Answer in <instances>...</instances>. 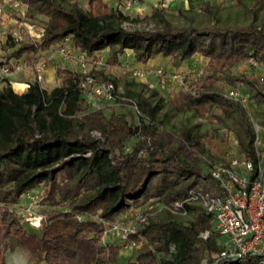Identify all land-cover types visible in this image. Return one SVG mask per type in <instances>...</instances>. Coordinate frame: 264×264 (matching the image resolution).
Returning a JSON list of instances; mask_svg holds the SVG:
<instances>
[{
    "label": "trees",
    "instance_id": "1",
    "mask_svg": "<svg viewBox=\"0 0 264 264\" xmlns=\"http://www.w3.org/2000/svg\"><path fill=\"white\" fill-rule=\"evenodd\" d=\"M27 12L46 17L38 41L16 42L7 32L4 42L12 49L7 59L29 63L65 38L70 48L87 57L105 52L104 64L120 66L130 51L145 64L156 56L183 61L194 55L205 59L203 77L188 89L174 88L168 103L178 111L203 118L231 120L238 153L256 166L254 132L244 107L214 89L216 81L241 82L249 98L264 104L256 82H264V30L245 26H171L126 30L127 19L103 0H87L80 7L71 0H24ZM209 11L208 6H204ZM255 60L262 75L228 73L231 67ZM59 83L44 88L27 80L16 93L6 78L0 80V264L6 251H19L28 264H260L262 254L219 256L220 236L212 230V215L201 208L188 224L165 217L149 220L127 232L125 240L139 244L131 258L119 262L122 244L102 242L107 226L150 198L165 203L183 199L189 189L220 194L202 158H217L211 136L182 126L177 133L162 128L152 106L139 104L141 115H106L90 107L78 85V72L54 64ZM99 80H108L95 71ZM194 90V94L191 91ZM136 116V120L133 117ZM128 117V118H126ZM97 129L102 140L89 131ZM131 142L130 146H127ZM128 147L125 148V147ZM206 167V169H205ZM61 173L62 181L56 175ZM46 186L41 202L49 207L30 232L12 206L38 185ZM186 211L195 208L184 205ZM93 217L95 219H93ZM208 230L202 239L198 234ZM160 255V256H159Z\"/></svg>",
    "mask_w": 264,
    "mask_h": 264
},
{
    "label": "rangeland",
    "instance_id": "2",
    "mask_svg": "<svg viewBox=\"0 0 264 264\" xmlns=\"http://www.w3.org/2000/svg\"><path fill=\"white\" fill-rule=\"evenodd\" d=\"M71 1H75L80 7H85L87 0ZM103 1L106 2L108 6L119 10L127 17V19L121 22V26L126 30L160 29L164 22L177 27L187 25L196 27H209L212 25L245 26L247 24H254L264 30V0H136L134 4L129 3L130 0ZM205 5L208 6L209 11L204 8ZM13 18L15 19L16 16ZM45 20L46 17L44 15L33 13L29 10L25 16V21L29 26L28 30L31 32L42 30ZM21 31L25 35L26 40L29 41L31 38L26 37L25 29ZM11 50L9 44L4 42L3 36L0 40V62L7 59ZM101 54L105 58V52H101ZM44 55H47V53L43 52L40 56ZM122 61H124V63L120 66L102 64L95 69H90V72L95 73V71H102L104 76L108 80L114 82L119 88V95L135 101L137 107L139 104H143V102L147 103L149 106L159 102L160 106L155 112V117L162 128L177 133L179 129L184 126L191 130V132L208 134L211 136V142L217 158L211 159L205 154H202V158L205 159L207 163L225 160L226 152L235 147L233 132L237 128V125H234L229 119L221 122L214 119L209 114L200 118L191 111H178L174 109L168 103V98L170 92L179 86L175 81L159 84L155 80L154 72L158 69L165 74H178L180 78L199 80L203 77L204 58L200 57V55H194L183 61L176 62L167 57L164 58L158 55L152 58V60L149 59L150 65H148V67H143L141 65L136 66L131 52L127 51L122 57ZM68 62L71 64L70 68L72 70H78L75 62L72 60ZM60 66L65 67L67 65L61 61ZM191 68L194 69V73L190 72ZM134 71L142 72L143 77H136L133 74ZM48 72L49 75L52 74L51 69H49ZM228 73L234 76L239 74H252L255 77H260L262 75L259 65L257 67H251L248 65V62L231 67ZM58 83L59 80L57 79L55 85ZM51 86H53V84H47V89L52 88ZM254 87L264 93V82L258 81L255 83ZM14 88H16V86ZM230 88H235L238 92L247 94L248 99L243 105L245 114L250 122L251 128L258 134L260 140L259 144L256 145V149L264 152V104L257 103L249 98L248 87L241 82L234 81L233 83H227V81L221 78L214 84V89L223 94H226V91ZM192 91L194 92V90ZM94 106L102 107L106 115L110 113L114 115H128L127 112H132L131 107L125 103L105 104L95 101ZM139 111L141 114L142 112L140 109ZM133 119L136 120V116H134ZM130 144L131 142L126 145L130 146ZM127 146L125 148L128 149ZM56 178L58 181L63 180L61 173L57 174ZM46 188L47 187L44 185H38L31 190L34 196L31 202L25 199L24 196H21L19 202L12 206V208L19 213L25 227L30 232L38 231L30 222L34 224L38 222L39 225L41 214L49 209L48 206L41 202ZM150 203H152L150 205L151 207L145 210V206ZM191 206L195 209L187 211L185 214H175L168 211L167 203L156 198H150L142 205L128 210L116 218L113 223L106 227L101 240L104 243H121L122 249L120 250L118 261L125 262L133 256L134 250L139 245L126 241L125 238L122 237L125 231L128 232V230H133L142 224H146L149 220H158L165 217L173 218L182 224H188L193 220L200 208L197 204H192ZM139 214H144L146 216L145 222H138L137 215ZM93 219L95 218L93 217ZM116 224L117 228H112ZM4 262L5 264H28L25 257L17 250L12 252L6 251ZM68 264L77 263L68 262Z\"/></svg>",
    "mask_w": 264,
    "mask_h": 264
},
{
    "label": "built area",
    "instance_id": "3",
    "mask_svg": "<svg viewBox=\"0 0 264 264\" xmlns=\"http://www.w3.org/2000/svg\"><path fill=\"white\" fill-rule=\"evenodd\" d=\"M129 3L134 4L136 0H130ZM4 5L16 16L14 21L16 29L8 31L13 40L23 41L25 35L21 30L25 29L26 37L31 38L30 41H38L43 29L33 32L28 30L29 26L25 21L27 2L24 0L0 2V19L6 17L7 14L3 8ZM67 42L68 39L65 38L62 44L47 49L44 52L47 55L34 58L29 63L15 60L9 64H0V80L11 73L29 68L33 72L30 79L40 85L44 67L51 58L56 56L66 62L72 60L77 65L78 85L84 91V101L88 106L95 107V101L105 104L125 103L131 107L135 115H141L135 101L119 95L120 90L114 82L99 80L95 77V73L90 72V69L104 64V56L101 53L87 57L84 52L70 48ZM247 62L251 67L258 66V63L253 59H249ZM190 72L194 73V69L191 68ZM133 74L138 78L143 77L142 72L134 71ZM154 75L159 84L175 81L179 87L185 90L188 89V83L192 79L180 78L178 74H165L159 69L154 72ZM191 93L194 94L193 91ZM225 95L238 101L242 106L248 99L247 94L240 93L235 88L228 89ZM89 135L98 140L103 138L97 129L90 130ZM234 142L235 147L226 152L224 161L210 162L207 167V172L216 181L220 194H212L197 188L189 189L183 199L167 203V209L175 214H185L187 212L184 209L185 204H197L205 213L212 215V230L220 236L218 241L221 246L219 256L259 255L264 251V152L256 149L260 140L258 134L254 132L253 146L257 157L254 167L250 160L238 153L235 138ZM22 196L29 202L34 198L32 191H28ZM151 204H146L144 209L148 210ZM145 218L144 214L137 215L138 222H145ZM30 223L34 227L38 226V222ZM112 228H117V224ZM130 231L132 229L128 230V232ZM126 234L127 231L123 233L122 237L125 238ZM207 235L208 230L198 234L202 239H205ZM260 264H264V261H260Z\"/></svg>",
    "mask_w": 264,
    "mask_h": 264
},
{
    "label": "crops",
    "instance_id": "4",
    "mask_svg": "<svg viewBox=\"0 0 264 264\" xmlns=\"http://www.w3.org/2000/svg\"><path fill=\"white\" fill-rule=\"evenodd\" d=\"M4 1H7V0H0V2H4ZM3 8L7 14H6V17L0 19V40L2 39V37L4 36L6 32L16 29V26L14 24L15 19L13 18L15 15L5 5L3 6ZM61 61L63 60L55 56L47 62L46 67H44L41 73V76H42V79L40 82V85H42L41 87L47 88V84H50V83L53 84V86L51 87H54L57 85V84L55 85L57 79L55 80L54 78V64L55 63L61 64ZM63 62L65 63V65H67L66 67H70L71 64L69 62L68 63L65 61ZM135 64L136 66L141 65L143 67H148V65H150L149 60L145 64H142L139 62H136ZM49 69L52 70L51 75L48 74ZM32 73L33 72L29 68H25V69L9 74L6 77V79L9 82L14 92L22 93L26 90L25 83L27 82V80L31 78ZM2 85L3 83L0 82V86ZM15 86L16 88H14Z\"/></svg>",
    "mask_w": 264,
    "mask_h": 264
}]
</instances>
